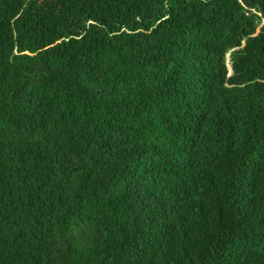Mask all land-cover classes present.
Masks as SVG:
<instances>
[{
	"label": "trees",
	"instance_id": "trees-1",
	"mask_svg": "<svg viewBox=\"0 0 264 264\" xmlns=\"http://www.w3.org/2000/svg\"><path fill=\"white\" fill-rule=\"evenodd\" d=\"M0 264H242V0H0ZM243 264H264V0H243Z\"/></svg>",
	"mask_w": 264,
	"mask_h": 264
}]
</instances>
